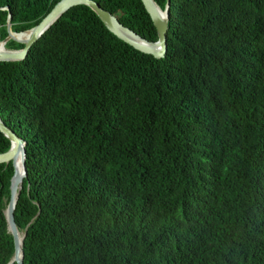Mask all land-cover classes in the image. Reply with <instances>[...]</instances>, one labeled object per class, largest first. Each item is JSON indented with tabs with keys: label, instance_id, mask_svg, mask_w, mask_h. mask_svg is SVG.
I'll return each instance as SVG.
<instances>
[{
	"label": "trees",
	"instance_id": "trees-1",
	"mask_svg": "<svg viewBox=\"0 0 264 264\" xmlns=\"http://www.w3.org/2000/svg\"><path fill=\"white\" fill-rule=\"evenodd\" d=\"M58 1L0 0V42L9 14L26 31ZM93 1L157 41L140 0ZM167 27L156 59L76 6L0 62L23 264H264V0H169ZM13 174L0 164V264Z\"/></svg>",
	"mask_w": 264,
	"mask_h": 264
},
{
	"label": "water",
	"instance_id": "water-1",
	"mask_svg": "<svg viewBox=\"0 0 264 264\" xmlns=\"http://www.w3.org/2000/svg\"><path fill=\"white\" fill-rule=\"evenodd\" d=\"M145 11L149 15L153 26L157 33V41L149 42L136 34L131 29L125 27L119 20L110 12L104 10L97 2L93 0H59L50 11L36 24L34 27L22 31L14 32L11 29V15L7 19V36L0 42V45L5 46L9 41L22 44L23 47L18 50H7L0 53V62H18L27 57V54L32 45L53 25L55 24L66 12L76 6H86L96 14L99 20L103 23L106 29L116 36L119 40L131 46L135 50L151 55L156 59L163 58L166 53V33H167V19H168V4L165 10L162 11L153 0H140ZM161 12L164 18L161 17ZM0 132L10 141V149L0 154V164L12 163L14 174L10 182V198L4 211L7 229L13 238L14 254L9 264H23L22 247L20 249V256L17 248V237L19 231L14 221V209L17 198L20 194L21 184L26 176L25 170V142L18 138L11 130H9L0 119ZM20 157L22 173L16 169V161ZM25 234L22 236V240ZM22 246V243H21Z\"/></svg>",
	"mask_w": 264,
	"mask_h": 264
},
{
	"label": "bare ground",
	"instance_id": "bare-ground-1",
	"mask_svg": "<svg viewBox=\"0 0 264 264\" xmlns=\"http://www.w3.org/2000/svg\"><path fill=\"white\" fill-rule=\"evenodd\" d=\"M161 17L164 18V14L161 12ZM5 47L3 45H0V53H3L5 52ZM16 169L17 171L19 172V174L22 173V169H21V162H20V157H18L17 161H16ZM21 243H22V236L21 234L19 233L18 234V237H17V248H18V253H19V256H20V249H21Z\"/></svg>",
	"mask_w": 264,
	"mask_h": 264
},
{
	"label": "rangeland",
	"instance_id": "rangeland-1",
	"mask_svg": "<svg viewBox=\"0 0 264 264\" xmlns=\"http://www.w3.org/2000/svg\"><path fill=\"white\" fill-rule=\"evenodd\" d=\"M21 234V236H23V234L22 233H20Z\"/></svg>",
	"mask_w": 264,
	"mask_h": 264
}]
</instances>
